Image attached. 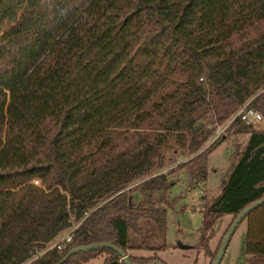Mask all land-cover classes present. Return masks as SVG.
<instances>
[{
  "label": "trees",
  "instance_id": "16d2710c",
  "mask_svg": "<svg viewBox=\"0 0 264 264\" xmlns=\"http://www.w3.org/2000/svg\"><path fill=\"white\" fill-rule=\"evenodd\" d=\"M246 101L264 116V0H0V264H20L73 223L71 241L35 264L76 245L89 248L62 264H128L91 247L105 241L134 264H167L131 252L167 246L134 237L145 222L166 233L175 180L157 169L181 157L177 168L205 180L209 151L243 133L202 207L211 264L226 232L211 251L212 218L232 221L264 196V131L232 118ZM245 217L237 264H264V202Z\"/></svg>",
  "mask_w": 264,
  "mask_h": 264
},
{
  "label": "rangeland",
  "instance_id": "374dc122",
  "mask_svg": "<svg viewBox=\"0 0 264 264\" xmlns=\"http://www.w3.org/2000/svg\"><path fill=\"white\" fill-rule=\"evenodd\" d=\"M227 122L215 125V132L205 143L207 146L217 139L221 133L217 130ZM225 130V129H224ZM246 140V134L227 133L226 140L221 142L208 153L207 172L205 180H192L187 171L177 168L176 164L183 160L178 158L176 162L162 168L159 171L171 170L168 179L175 180L168 190L169 203L166 204V233L162 237L156 227L145 222L147 231L140 235H134L136 241L144 240L147 244L158 246L165 243V248L159 249H133L132 253L144 256L153 255L154 252L167 264H208L210 256L203 247H199L201 239V225L203 218L202 207L207 200H212L221 189L223 178L227 175L231 164V153L235 142L242 147ZM162 168V170H161ZM156 172V171H155ZM40 182V180H39ZM137 198L140 194L135 191ZM232 216L226 214L219 218H212L210 226L206 228L204 235L210 233L209 249L213 251L226 231ZM254 215V220H257ZM248 223L245 217L234 229L225 252L219 264H237L245 262L244 243L247 235ZM223 238V237H222ZM178 241L190 246L181 248L173 246ZM104 256L91 259L88 264H101ZM87 264V263H84Z\"/></svg>",
  "mask_w": 264,
  "mask_h": 264
},
{
  "label": "built area",
  "instance_id": "2783aa9c",
  "mask_svg": "<svg viewBox=\"0 0 264 264\" xmlns=\"http://www.w3.org/2000/svg\"><path fill=\"white\" fill-rule=\"evenodd\" d=\"M236 116L239 117L246 124L251 125L254 129L264 131V116L262 112L256 109L255 107L251 106L248 101L240 105V107L232 116V118ZM225 126L226 124L224 125V127L218 129L217 134L221 133L222 130L224 131ZM31 181L37 185H40L38 178H32ZM75 226L76 223H73L70 227H68L64 231H61L53 241L48 243L44 248L36 249L35 251H33L31 255L27 259L22 261L20 264H35L34 262L39 259L40 255L44 253L47 249L52 247H55L57 249L62 248L66 243L71 241ZM120 259H122V257H120Z\"/></svg>",
  "mask_w": 264,
  "mask_h": 264
},
{
  "label": "water",
  "instance_id": "95a60500",
  "mask_svg": "<svg viewBox=\"0 0 264 264\" xmlns=\"http://www.w3.org/2000/svg\"><path fill=\"white\" fill-rule=\"evenodd\" d=\"M264 202V196L251 202L250 204H248L247 206H245L242 210H240L236 216L233 218V220L231 221V223L229 224V227L228 229L226 230L225 234L223 235V238L221 240V243L217 249V252L213 258V260L211 261V264H219L220 263V260L225 252V249L227 247V244H228V241L234 231V229L236 228V226L241 222V220L246 216L247 213H249L253 208L257 207L258 205H260L261 203ZM98 245H105V246H108V247H111L113 248L115 251H117L120 255V257H122V259L128 263V264H134L132 262H130L127 258V253L120 247H118L117 245H115L114 243L112 242H108V241H105V242H101V243H94L91 245V247H94V246H98ZM177 245L181 248H187L189 247L190 245L187 244V243H183L181 241H178L177 242ZM89 247H85V246H82V245H76V246H73L71 247L70 249H68V251L58 260L56 261L54 264H62L65 259L71 255L72 253L78 251V250H84V249H87ZM154 264H165V263H161L159 261H154Z\"/></svg>",
  "mask_w": 264,
  "mask_h": 264
}]
</instances>
